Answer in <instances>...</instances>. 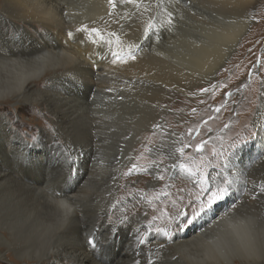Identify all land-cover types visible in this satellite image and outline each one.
Masks as SVG:
<instances>
[{
  "label": "bare ground",
  "instance_id": "1",
  "mask_svg": "<svg viewBox=\"0 0 264 264\" xmlns=\"http://www.w3.org/2000/svg\"><path fill=\"white\" fill-rule=\"evenodd\" d=\"M205 2L220 5V8L215 10L216 18L210 14H206L203 19L195 17V25L191 31L183 35L177 33L179 36L166 42L169 47L164 51L156 42L155 47L137 54L136 61H131L127 55L124 56L126 64L113 65L107 62L106 65L105 62L99 65L97 70L89 63L88 54L85 52L86 45H80L84 54L79 58V64L50 65L38 75H32L34 69L31 62L37 56L42 55L44 51L57 50L53 48V44L62 48L65 29L78 28L81 21L90 24L92 18H103L106 15L104 13L109 11V6L106 0H80L78 8H69L76 14L74 19L69 21L57 12L58 18L52 21L33 7L36 0H0V46L7 52V55L0 56V93L7 92L13 97L6 102H0V107L13 101L19 107L28 104L44 109L51 125L58 130L56 134L67 143L75 140L79 143L76 148L83 154L76 160L80 175L76 190L70 189L69 194L61 192L60 195L53 196L48 186L50 178L57 176L56 170L50 168L43 173V169H39L33 175L27 174V171L18 165L16 157L22 149L28 157L40 156V150L37 147H29L13 128L8 114L0 111V260L10 256L16 263L21 264L24 256L13 250V245H20L23 252L31 249V254L27 256L24 264H100L101 258L104 264L131 262L135 254L128 252L117 251L110 255H95L94 258L92 252L87 251L84 239L93 229V225L100 230L105 227V222L97 225L95 217L108 216L112 211L111 205L117 201L121 177L124 171L134 164L137 146L141 143L145 131L154 128L153 121L156 117L161 120L160 128H163L162 121L167 111L164 103H168L170 98H175L177 94L189 95L198 86L211 84L217 70L227 62L229 54L248 30L251 19H246L244 13L251 12L258 0ZM222 13H228L224 15L223 20L220 19ZM83 16L89 19L84 20ZM143 22L142 19L141 24ZM4 23L13 24L15 31L22 30L23 37L11 39V36H6ZM129 23L128 20L122 22L121 27L123 31L132 33V30L125 26ZM33 24L49 31V38L45 39L38 32L31 34L23 26ZM132 27L138 31L142 28L135 24ZM158 36L161 37L159 41L165 37L160 31ZM100 57L98 53L96 59L104 60ZM74 76L78 79H74ZM108 88H113L114 92L108 93ZM117 91H121L120 94L124 96L122 101L113 98L120 95ZM83 120L86 129L79 131V124ZM254 123L264 125V97L257 109ZM255 129L258 133L256 144L264 151V136L259 134V128ZM160 133L158 136L162 141L159 147L163 148L165 145L164 139H171L170 146L164 147L168 152L173 146H181L182 139L177 132H168L166 138L164 133ZM49 136L48 131L40 129L39 143L46 147L45 150L59 146L51 142L52 140L49 141ZM115 146L120 148L115 150ZM176 155L178 161L173 157L169 159L168 167L171 171L178 168L171 167L173 163H181V155ZM97 156L101 158V161L98 158L99 165L104 169L101 176L99 173L102 171L95 173V165L91 164L92 158ZM260 170L264 171V158L259 160L248 174L252 176L254 172V175L258 176L261 175ZM157 171L159 170L151 167L155 177ZM59 176L56 177L57 180ZM82 182L86 187L79 190ZM156 182L154 179L151 183L154 185ZM56 191L59 193L58 189ZM100 195L104 197L106 204L93 207V201L100 198ZM70 197L78 198L76 203H73ZM258 198V201H252L242 197L236 205L259 226L264 223V201L262 196ZM82 201H85L83 204L86 206L75 205L81 204ZM61 203H67L72 209L67 216ZM144 218L140 215L134 220L131 219L132 224L128 223L130 226L126 228V233L131 234L132 241L135 237V228L132 225L139 227L144 223ZM193 232L195 233L189 232L187 239L193 237ZM45 238H48L49 246L42 250L41 245ZM132 241L125 243L128 246L133 244ZM157 245L153 243L155 250ZM171 251L176 252L175 248Z\"/></svg>",
  "mask_w": 264,
  "mask_h": 264
},
{
  "label": "rangeland",
  "instance_id": "2",
  "mask_svg": "<svg viewBox=\"0 0 264 264\" xmlns=\"http://www.w3.org/2000/svg\"><path fill=\"white\" fill-rule=\"evenodd\" d=\"M79 2L80 0H70V2L68 3V8H78L79 5L77 4H79ZM157 2L158 0H151V6L153 8L156 7ZM148 3L149 0H145L144 5H141V7L146 6ZM164 6L170 7L168 0H165ZM118 7L117 9H115V16L110 17L108 15H105L103 18L101 17L102 19L99 17L92 18V21H96V24L98 25L97 27L104 29L103 34L105 35L106 40L109 38L108 34L111 31H116L118 34L120 33V44L114 37H112V43L105 44V48L103 49V51L100 50L99 46H94V51L98 52L101 55L100 58L103 57L104 60L108 59L106 54L110 51H120L121 55L123 56H129V54L137 55L145 49H151L155 47L156 42H158V46L162 47L164 51L169 47L166 43L167 41L175 39V36L188 33L195 25L193 24L195 22V18L194 20L192 19L189 22L188 20H178L176 22L175 29H171L163 26L160 22L159 15L153 13V15L156 16V20H154L153 22L157 24V27L150 29L146 33V35L144 34L140 36V38L137 40L135 39V35L133 33L123 31L121 27L123 26L122 22H127V19L125 18L126 14L133 11L132 6L126 7L125 5H120L118 3ZM118 9L120 10L118 11ZM109 11L112 10L109 8ZM251 13L256 16V19L251 20L248 30L242 35L236 47L229 54L227 62L219 70H217L215 78L211 81V84L198 86L197 89H194L192 91L194 95L192 93H190L189 95L177 94L175 98H170L168 103H164L165 107L167 106V111L164 113L165 118L162 121L163 128H153L146 131L144 130L145 134L141 143L137 146L134 160V164L138 166L137 170L132 171L131 173H128V169L124 171L123 176L120 180V190L117 196V201H120V203L117 205V209H112L109 215L117 217L120 216L121 212H126L129 215L130 220L132 218V220H134L140 215L144 217L147 216V219H151L153 215H159L160 209L170 208L171 205L169 202L171 200H178V198L181 196H183L184 199L187 200L190 195L194 196L196 194L197 188L195 187V182L197 180V177L189 175V173H187L179 166H177L178 168H176L175 170L171 171V169L168 167L170 159L168 155L169 152L167 151V148H164L170 146L171 139H164L165 141H163L165 142V145L163 146V148L159 147L162 140L159 139L160 137L158 136V133H164L166 138L168 132H177L180 135L183 144L192 145L190 149H186L185 153L181 155L180 162L187 163L190 167L193 168V170H195L197 166H200L202 164V157H205L207 160H212L211 153L214 148L221 149V146H223V149H227L229 144H231L237 137H247L248 131L254 124L257 109L260 106L262 98L264 97V67H261V65H264V0H258L254 9L251 10ZM86 17L83 16V19H89ZM199 17L200 16L197 15L196 19ZM116 19H120L119 25L116 24ZM143 20L144 22L148 20L147 13H145ZM98 23H100V25ZM4 25H6L3 27L6 28L4 29L7 34L6 36H11L13 31H15V27L11 23H4ZM20 25L22 24L20 23ZM23 26L31 34H37V32L40 33L38 30L42 29V27L37 24H33L31 26ZM140 31H142V28ZM140 31H138L137 29V34ZM155 31H160L161 33L163 32V35H165V37L161 39L162 41H159V39H157V37L160 36H158V32ZM177 33H179V35H176ZM132 42L134 44L137 43L136 45H138V47H128V45H130V43ZM116 45L117 47H115ZM120 48L122 49V51ZM257 61L259 62L257 63V67L255 69H252L251 74H249V69L251 68L252 64L256 63ZM213 85L215 86L214 88L212 87ZM78 88H80V86H78ZM200 88H209V92L203 93L200 91ZM225 88L227 89V91H230L232 93V97L223 95ZM237 89H239V91H237ZM117 92L119 94L121 93V91ZM117 97L118 96H115L113 98ZM218 107L221 108V111L219 112L216 111ZM194 108L196 109L195 113H193L192 111V109ZM0 111L6 112L8 114V119L11 122L13 128L16 129L22 139L28 143L29 147H32V136H37L39 138L40 129H44L48 131V133H50V139L48 140H52L51 142L54 141V137L55 135H57L56 133L53 135L52 129L54 128L51 125L50 120H48L49 116H47L44 109L40 107L36 108L35 106L28 104H24L19 107L16 103L11 101L10 103L3 104L2 107H0ZM156 118L154 119L153 124L161 125V120H157ZM78 128L79 131H84L86 129L84 120L81 121ZM190 129L192 130L191 132ZM158 130H160V132H158ZM51 134L53 136H51ZM61 139L62 138L59 137L60 143L58 144V149L51 148L50 150L49 147L46 149L48 151H46V147H37V149L40 150V156L28 157V160L30 162H24L20 160L18 153L16 157L17 163H19L18 165L26 170L27 174L33 173V175H35L36 171H38L39 169H43L44 173V170H49L51 168L53 170H56L57 176H66L68 173V163L66 164L64 162V158L66 156H71L72 160L75 161V163L72 164V167L78 168V162L76 160L77 158H81L83 154L76 148L79 143L77 144L75 140H70V144ZM255 139L256 137L253 140L248 141L247 144L243 145L239 150L238 156L236 158H233V163H235L236 167L243 173L247 174V186H245L243 182L239 183L237 185V191L234 193V199H230L228 201V204H236L241 200L242 197H245L247 200L258 201L260 199L258 197L262 196L264 201V195L259 192L258 188L257 192L255 193L256 197L258 196L256 199H253L249 194V190L254 185L258 186L259 184L264 183L263 170L259 171L261 175L258 176H255L254 172H252V176H249L250 174H248L251 173L254 165L257 164L259 160L264 158V151H262L261 147L256 144ZM201 140L207 141L205 151L203 153H197L195 144L199 143ZM118 148L120 147L115 146V150H118ZM149 148L152 149L151 152L148 151ZM161 148L164 151L161 150ZM74 150L75 152H73ZM256 157L258 158V160ZM98 158L99 156L94 157L91 161V164L95 165L93 166L95 168V173H99L104 170L99 165L101 158H99L100 161L98 160ZM156 159L164 160V166L156 172L157 176L163 175L164 180L157 181L153 185L151 182H153L155 176L154 173L151 172L149 161ZM53 163L56 165H54ZM212 163L214 164L215 160H212ZM125 173L128 174L125 175ZM100 174H104V172L102 171L101 173H99V176H101ZM57 176L54 175L55 178ZM79 178L80 175L78 174V176L72 182L68 184L57 183V186L55 185V188L58 189L59 193L62 192L65 194H69L71 190H76V183ZM85 187L86 184L82 182L80 184L79 190H84ZM101 198L102 196L100 195V198H98L96 201H93V207L95 206L97 208L106 204V201H104V197L102 198V200ZM84 202L85 201H82L81 204L75 205L86 206L85 204H83ZM95 218L97 225L105 222V227L101 230L98 227H95L94 231L93 229L90 230L93 234L91 238L95 239L96 236H99V238L103 240V237L102 235H100V233L105 232L111 227H115L118 231V235H114L112 237V246H110L107 251H104L98 245L95 255H110L116 253L117 251L128 252L129 254H135V258L139 259L141 261V264H149V261H152V264H155L156 256L163 255L161 253L157 254L155 248H153V243L159 244L157 242H160V240H163L164 238L156 237L154 232H151L152 234L150 232H147V235L144 237L146 243L143 245H139L137 244L138 234L136 232L134 234L135 237L133 236V241L131 240V234L129 232L126 233L128 227L130 226L127 222L124 224L116 223L115 225H112L107 219V216L99 215ZM144 220V223H142L139 227H136L135 225L132 226H134L135 229L139 228L141 233L146 232L148 224L145 218ZM0 225L2 224L0 223ZM156 226H162V222H155L153 228H155ZM191 231H195V233H198L200 232V229H192L189 232ZM93 232L95 233V235ZM87 237H89V234ZM152 237L155 238L151 239V243H148L147 240ZM129 240L132 241L133 244L128 245V248L127 243ZM86 248L88 252H92V250L88 248L87 245ZM96 260H98V258H96ZM0 264L18 263H16L12 257L8 256L6 259L0 260ZM129 264H133V261L131 260Z\"/></svg>",
  "mask_w": 264,
  "mask_h": 264
},
{
  "label": "snow or ice",
  "instance_id": "3",
  "mask_svg": "<svg viewBox=\"0 0 264 264\" xmlns=\"http://www.w3.org/2000/svg\"><path fill=\"white\" fill-rule=\"evenodd\" d=\"M70 0H36V3L33 7L40 13H42L46 19L53 20L57 19V12H60L63 18L71 21L75 18V13H72L68 8V3ZM107 5L112 11H106V15L110 17L115 16V9L118 7V2L120 5L132 6L133 11L126 14V19L130 22L126 27H129L132 30V33L135 35V39H139L140 36L147 33L150 29L156 28L157 24L153 21L156 20V16L153 13L159 15L160 22L163 26L175 29L176 22L179 21H191L197 15L203 19L206 14H210L214 19L216 18V11L220 8L219 4L207 3L205 0H168L170 7H165V0H158L156 7L151 6V0L149 3L144 5L145 0H106ZM147 13L148 20L141 24V21ZM228 13H222L220 19L223 20L224 15ZM244 16L246 19L255 20L256 16L251 12H245ZM102 19V18H101ZM96 24V21H91L90 24L80 22V27L75 29H65L63 41V46L53 44V48H56L55 51H44L42 55L37 56L34 61L31 62V67L34 71L32 75H38L44 68L50 65L58 64H79V58L83 56L80 45H86L85 52L88 54V60L91 66L99 70V65L105 62H110L115 65L117 63H127V60L120 51H110L106 54L108 59L106 60H97V52L94 51V46H99L100 50L103 51L105 44L112 43V37H114L118 42L120 41V34L116 31H111L108 35L109 38L106 40L104 29L93 26ZM116 24H120V19H116ZM135 24L138 27H142V31L137 34V29L133 28L132 25ZM40 33L43 34L45 39L49 38L50 32L45 29H39ZM23 37L22 30L13 31L11 39H19ZM95 37V39H93ZM159 39V37H157ZM130 48H137L138 45L130 44ZM122 51V49H121ZM160 54V53H158ZM7 55L3 46H0V56ZM131 61H136L137 56L134 54H129L128 57ZM257 63H253L249 69V74H251L252 69L257 67ZM264 67V65H261ZM74 79L78 77L74 76ZM215 87L214 85L212 86ZM108 93L114 92L113 88L106 89ZM200 91L203 93H208L209 88H200ZM239 91V89H237ZM4 94H8L4 92ZM194 95V93H192ZM224 96L232 97V93L227 91L225 88L223 92ZM121 101L124 99L123 95L117 97ZM193 113L196 112V109H192ZM217 112L221 111V108L216 109ZM211 119V117H210ZM154 128H160L161 125L154 124ZM255 128H259V134L264 136V125L253 124L252 128L248 131L247 137H237L231 144H229L227 149H213L212 150V160H215V163H212V160H207L205 157H202V164L197 166L195 170L190 167L187 163H173L171 167H177L184 169L189 175L196 176L197 180L195 182V187L197 188L196 194L190 195L187 200L183 196L179 197L178 200H171L169 203L170 208L160 209L159 215H153L151 219L147 220L148 228L146 232L141 233L139 228L134 229L138 234L137 244L143 245L146 243L144 237L147 235V232H154L156 237H163V241L157 245L156 252L163 255H157L155 264H183V258L177 253L171 251L172 248L185 244L188 239V233L192 229H200L201 241L205 246H209L220 254H225L226 250L229 249V237L232 238L233 243L239 245V250H241L248 257H254L257 254V247L255 239L252 235L254 221L245 217L243 219L237 217L235 213L239 212L240 208L237 207L235 203L228 204L230 199H234V193L237 191V185L241 182L247 186L246 173H243L239 170L236 165L233 163V158L238 156L239 150L248 141L253 140L257 135ZM192 130L190 129V132ZM52 132L55 134L58 132L57 129H52ZM31 144L32 147H40L39 138L37 136H32ZM54 143L59 144V136L55 135ZM27 143V142H26ZM207 141L201 140L199 143L195 144V149L197 153H203L205 151ZM182 146L171 148L169 150V157L179 160L176 155L179 153L183 155L186 149L192 147L191 144H183ZM149 152L152 151L151 148L148 149ZM19 159L24 162H30L28 160L27 153L21 150L18 154ZM64 162L68 163V173L66 176L61 175L59 180H56L55 177L50 178V184L48 190L53 196L60 195L56 191L55 185L57 183L68 184L72 182L79 174V169L72 167V164L75 163L72 160L71 156H66ZM150 167L156 169H161L164 166L163 159H156L149 161ZM137 165L132 164L131 168L128 169V173L137 170ZM211 169V170H209ZM143 170V169H141ZM128 173H125L127 175ZM157 181H163L164 176H156ZM259 192L264 195V183L259 184L258 186L254 185L250 190L249 194L253 199H256L255 193ZM73 203H76V197L69 198ZM120 201L112 204L113 209L117 208V205ZM66 212L67 216L72 209L67 203H61ZM223 213V214H221ZM107 219L112 225L116 223L131 224L129 215L126 212H121L120 216L113 217L111 215L107 216ZM161 221L162 226H156L153 228L155 222ZM139 223V221H137ZM95 225H93V231ZM54 230V229H53ZM103 236V240L97 236L95 239L92 237V231L89 233V237H85L84 243L90 248L93 252L95 258V253L97 251L98 245L104 251H107L110 246L113 244L112 237L118 235V231L115 227H111L105 232L100 233ZM196 234L193 232V237ZM150 238L147 242L151 243ZM49 246L48 238L43 240L41 245L42 250H46ZM13 250L18 254L23 256H28L31 254V249L28 252H23L20 245H13ZM187 251V249H185ZM133 264H141L139 259L135 258V255L132 258ZM100 264H104L103 259L101 258ZM149 264H152V261H149Z\"/></svg>",
  "mask_w": 264,
  "mask_h": 264
},
{
  "label": "clouds",
  "instance_id": "4",
  "mask_svg": "<svg viewBox=\"0 0 264 264\" xmlns=\"http://www.w3.org/2000/svg\"><path fill=\"white\" fill-rule=\"evenodd\" d=\"M10 99H13V97L9 93L6 95L4 92L0 93V102H6ZM235 215L241 219L247 217L243 210H239ZM253 221L252 235L258 249L254 257H248L239 250V245L233 243L231 237L228 238L229 249L226 250L225 254H220L202 243L200 233L188 239L185 244L176 246L175 250L183 258L184 264H264V223L258 226L255 220ZM27 259L28 257L24 256L21 264H24Z\"/></svg>",
  "mask_w": 264,
  "mask_h": 264
}]
</instances>
